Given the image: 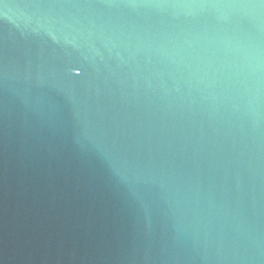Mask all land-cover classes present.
I'll return each mask as SVG.
<instances>
[{
  "label": "water",
  "instance_id": "water-1",
  "mask_svg": "<svg viewBox=\"0 0 264 264\" xmlns=\"http://www.w3.org/2000/svg\"><path fill=\"white\" fill-rule=\"evenodd\" d=\"M0 264H264V0H0Z\"/></svg>",
  "mask_w": 264,
  "mask_h": 264
}]
</instances>
